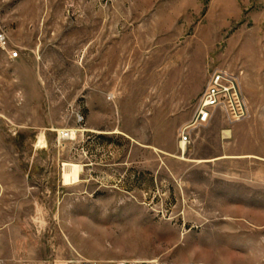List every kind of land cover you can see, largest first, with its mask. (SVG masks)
I'll return each mask as SVG.
<instances>
[{
    "label": "rangeland",
    "instance_id": "1",
    "mask_svg": "<svg viewBox=\"0 0 264 264\" xmlns=\"http://www.w3.org/2000/svg\"><path fill=\"white\" fill-rule=\"evenodd\" d=\"M79 261L264 264V0H0V264Z\"/></svg>",
    "mask_w": 264,
    "mask_h": 264
},
{
    "label": "built area",
    "instance_id": "2",
    "mask_svg": "<svg viewBox=\"0 0 264 264\" xmlns=\"http://www.w3.org/2000/svg\"><path fill=\"white\" fill-rule=\"evenodd\" d=\"M18 58L13 53L10 59ZM223 113L231 122H241L249 117L247 102L241 92L237 75L223 68L214 69L205 85L192 120L179 130L180 143H190L191 134L210 124L217 113ZM66 264H97L91 262H70ZM112 264H170L161 261H121Z\"/></svg>",
    "mask_w": 264,
    "mask_h": 264
},
{
    "label": "bare ground",
    "instance_id": "3",
    "mask_svg": "<svg viewBox=\"0 0 264 264\" xmlns=\"http://www.w3.org/2000/svg\"><path fill=\"white\" fill-rule=\"evenodd\" d=\"M180 145L182 146V149L185 150L184 144H180ZM66 167L70 168V175L69 174H65V176H64L65 180L68 181V178H71L73 183L79 182L81 168L76 166V165H67ZM239 258L244 260L245 257L241 256Z\"/></svg>",
    "mask_w": 264,
    "mask_h": 264
}]
</instances>
